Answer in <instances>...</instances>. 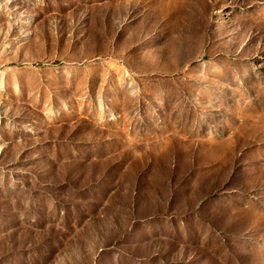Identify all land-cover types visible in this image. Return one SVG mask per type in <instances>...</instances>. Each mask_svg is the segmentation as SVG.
<instances>
[{
    "label": "rangeland",
    "instance_id": "obj_1",
    "mask_svg": "<svg viewBox=\"0 0 264 264\" xmlns=\"http://www.w3.org/2000/svg\"><path fill=\"white\" fill-rule=\"evenodd\" d=\"M0 264H264V0H0Z\"/></svg>",
    "mask_w": 264,
    "mask_h": 264
}]
</instances>
